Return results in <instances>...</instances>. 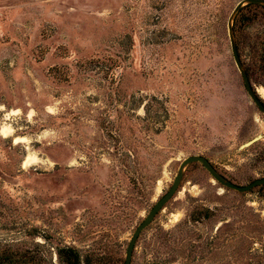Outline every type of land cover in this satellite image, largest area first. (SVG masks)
Returning a JSON list of instances; mask_svg holds the SVG:
<instances>
[{
    "label": "rangeland",
    "instance_id": "374dc122",
    "mask_svg": "<svg viewBox=\"0 0 264 264\" xmlns=\"http://www.w3.org/2000/svg\"><path fill=\"white\" fill-rule=\"evenodd\" d=\"M240 1L0 0V245L31 264H64L60 249L124 264L187 157L264 178V114L227 27ZM234 30L264 102V8ZM132 264H264V186L190 165Z\"/></svg>",
    "mask_w": 264,
    "mask_h": 264
},
{
    "label": "water",
    "instance_id": "95a60500",
    "mask_svg": "<svg viewBox=\"0 0 264 264\" xmlns=\"http://www.w3.org/2000/svg\"><path fill=\"white\" fill-rule=\"evenodd\" d=\"M247 5H259V6L264 7V0H241L236 5L234 10L232 11L228 19L227 27H228V33H229V39H230L233 59L243 79L246 92L249 98L251 99V101L255 104V106L260 110L262 114H264V102L258 96V94L256 93V91L254 90L252 86V83L250 81L246 68L240 57L236 35H235V30H234V23H235L237 16L241 12V10ZM261 139H262L261 135L254 137L253 139L245 143L242 146V149L253 146L254 144L258 143ZM194 163L201 164L203 168L211 175L214 181H216L217 183H219L220 185H222L223 187L227 189H230V190H233L239 193H247L256 187L264 185V178L256 179L247 185H238L234 183L233 181H231L230 179H228L222 173H220L206 157L202 155H192V156L187 157L180 164V167L177 171V174L168 192L157 201V203L153 206V208L148 213V215L145 217V219L142 221V223H140V225H138V227L134 230L130 238L127 250H126L124 264H132L134 250H135L136 244L141 234L153 223L157 215L164 209V207L174 197V195L176 194L183 180L186 169Z\"/></svg>",
    "mask_w": 264,
    "mask_h": 264
},
{
    "label": "trees",
    "instance_id": "16d2710c",
    "mask_svg": "<svg viewBox=\"0 0 264 264\" xmlns=\"http://www.w3.org/2000/svg\"><path fill=\"white\" fill-rule=\"evenodd\" d=\"M58 254L59 257L63 260L64 264H80L79 256L73 249H60ZM31 262L32 257L30 256L29 251L16 252L11 248L0 245V264H31Z\"/></svg>",
    "mask_w": 264,
    "mask_h": 264
},
{
    "label": "flooded vegetation",
    "instance_id": "af4514ba",
    "mask_svg": "<svg viewBox=\"0 0 264 264\" xmlns=\"http://www.w3.org/2000/svg\"><path fill=\"white\" fill-rule=\"evenodd\" d=\"M260 111V110H259Z\"/></svg>",
    "mask_w": 264,
    "mask_h": 264
}]
</instances>
